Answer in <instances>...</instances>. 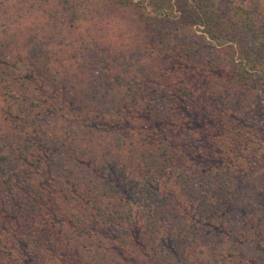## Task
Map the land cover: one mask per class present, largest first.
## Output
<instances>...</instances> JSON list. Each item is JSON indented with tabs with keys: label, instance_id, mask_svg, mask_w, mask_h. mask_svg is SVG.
Wrapping results in <instances>:
<instances>
[{
	"label": "trees",
	"instance_id": "1",
	"mask_svg": "<svg viewBox=\"0 0 264 264\" xmlns=\"http://www.w3.org/2000/svg\"><path fill=\"white\" fill-rule=\"evenodd\" d=\"M93 1L0 0V54L15 52L19 61L24 62L23 53L29 51L31 61L25 72L17 75L0 60L3 101H26L31 111L22 114L19 119L23 126L19 127L16 125L19 115L14 120L10 118L12 112H5L0 107V264H24L21 263L24 260L26 264H180L182 260L188 264L194 248L198 249L200 243L199 239L196 240V231L183 237L177 233L175 239L171 235L172 226L159 221L149 223L153 213L160 212L148 201L152 193L148 187L159 182L161 172L160 164L156 163L159 160H156V151L161 150L160 156L166 162L170 155L167 143H172L171 135L177 127L162 128L163 132L169 129L170 136H160L151 127H142L136 131L137 135L152 140L149 143L141 141L137 145L139 148L129 152L125 142L107 143L99 139L96 130L107 126L93 124L96 121L90 112L95 110L96 116H101L104 111L128 112L127 109L135 104L132 96L127 102V96L132 94L130 84L143 88L151 84L153 97H144L141 106L156 110L157 102L153 104V101L158 96L165 98L168 91H172L162 81H169L172 77L168 75L167 79L166 75H161V69L150 66L151 60L191 59L197 50L205 58V63L194 74L201 73L200 76L205 75L210 81H219L214 84L217 86L214 92L223 99L222 106L213 113L228 136L218 139L216 145L220 157L234 162L241 150L238 139L240 145L243 140H253L244 130L248 124L251 126L252 118L244 117L238 121L242 115L234 113L242 112L235 107L240 105H233L228 99L234 101L237 95L247 90L264 94V40L255 43L251 35L264 36L263 31L252 32L264 30V27L258 17L250 16L247 17L250 24L247 28H250L246 35L251 39L247 38L245 42L237 36L236 39L235 32L213 36L206 31L207 35L189 39L188 27L207 24L204 17L193 8L181 7L182 15L175 21L170 15H159L172 0H156L150 2L154 16L165 19L170 26H181L184 31L180 33L174 27L180 34L166 32L165 27L156 22L157 29L149 31L152 36L148 43L145 39L148 31L144 27L148 23L143 15L136 16L135 22H140L135 23L138 29L127 33L126 28H114L116 24L101 18L104 15L99 16L100 10L93 7ZM131 1L101 0V4L105 5L103 9L119 7L126 11L129 4L134 5ZM99 67L102 70L97 76L95 71ZM61 80L65 81L66 89L62 93L56 91L55 95H75L79 108L63 109L62 112L57 107L62 117L68 118L56 122L50 119L56 108L53 104L55 95H45L44 88V92L33 97L27 89H39V81L42 90L43 83L47 82H51L52 88H59ZM121 89L126 90L125 96ZM176 91L179 92L175 96L177 99L194 106L201 104L198 92L188 85L181 84ZM136 108L141 109L140 106ZM152 120L146 118L145 125ZM32 135L34 142L26 143V137ZM70 152L72 154L65 157V153ZM119 154H127L126 161L133 163L132 170L125 163L121 164ZM86 155L100 165L99 172L93 165H86L77 158ZM69 157L76 158L73 165L80 166L81 173L78 174L80 179L75 181L78 177L74 175V180L67 184L64 178L54 176L51 171L55 166L67 167ZM172 159L167 165L173 163ZM113 161L116 166L112 165ZM18 163L24 168H19ZM109 166L112 173L103 177ZM208 174L214 177L209 181V184L213 182V190L220 184L228 189L234 200L241 195L235 194L234 188L230 189L228 184L215 182L222 176L216 167ZM188 177L184 173V186L189 184ZM197 177L194 176V180ZM122 201L130 204L126 213L119 206ZM236 202L241 204L242 200L238 198ZM247 202L249 204L250 199ZM20 217L25 218V223H20ZM197 225L195 222L190 227L197 229ZM155 229L159 233H153ZM152 233V239L160 234L161 241H169L171 247L161 241L152 246L149 239ZM249 239L251 237L245 236L242 240L247 243ZM201 246L206 247L202 242L199 249ZM250 260L253 259L241 256L238 262Z\"/></svg>",
	"mask_w": 264,
	"mask_h": 264
},
{
	"label": "rangeland",
	"instance_id": "2",
	"mask_svg": "<svg viewBox=\"0 0 264 264\" xmlns=\"http://www.w3.org/2000/svg\"><path fill=\"white\" fill-rule=\"evenodd\" d=\"M132 1L134 5L129 4V10L126 11L119 7L103 9L104 4H101V0H94L93 7L98 9V11L100 10L99 16L101 13L104 15L101 18L108 19L106 22L116 24L117 26L115 25L114 28H126L127 33L138 29L135 23L140 22H135L136 16L143 15L148 23L147 26H144L148 31L146 33L148 36L145 38L148 43L152 36L149 31L157 29L156 22L163 25L166 32L169 30V32L174 31L178 34V29L180 33L184 31L181 26L179 28L177 26H170L165 19L160 20V17L154 16L155 12L150 9V2L156 0ZM175 1H178L179 5ZM181 7L182 9L193 8L207 21V24L197 23L188 27L190 30L186 34L189 39L196 38L201 34L207 35L206 31L212 33L213 36L235 32V37L237 36L240 41L245 42L247 38L251 39L250 36L247 37L246 35V30L249 31L250 28H247L250 26L249 22H247V17L250 16L258 17L264 27V20H262L264 19V0H172L159 15L167 14L173 20L178 21V18L182 15L179 11ZM72 18L71 15L70 19ZM174 27L178 29L175 30ZM261 31L264 33L263 29L252 30L254 33H261ZM186 34L184 35L185 37ZM251 35H253L255 43L264 40V36L260 34L257 36ZM129 40L131 41L132 38H129ZM208 49L205 48L204 50ZM23 55L26 59L24 62L19 61V56L15 52H7L4 55L0 54V60L7 64L6 66L10 67L12 72L21 75L31 62L29 61V51H24ZM116 56L119 58L118 55ZM204 59L196 50L191 59L183 58L176 60L171 58L161 60L158 58L157 60H151L150 66L161 69V75L164 77L166 75V78L168 75L172 77L169 81L162 82L166 83L167 88L172 89L167 94L174 98H169V95L165 98L158 96L153 101V104L157 102V105H155L157 107L156 110L141 106L144 97H153L151 84H146L145 88L142 85L130 84L129 90L132 94L127 96V102L132 96L135 104L131 109H127L129 110L128 112L124 113L123 111L118 114L117 110L110 113L104 111L101 116H96L94 115L95 110H92L90 115L93 121H96L93 124L101 123V127L107 126V128L96 130V134L100 135L99 139L101 141L107 143L125 142L124 146L127 147V151L129 152L135 151L141 141L149 143L152 140L151 137L147 139L137 135L136 131L143 129L142 127H151V130H155L157 135L160 136L161 134L170 136V130L167 129L163 132L162 128L169 126L177 127V130L173 131L174 134L171 135L173 136L172 143H167V149H169L170 153L167 161L173 158L174 164L171 162L167 165L164 157L160 156L161 150L158 148L156 151V160L159 158L156 163L160 164L159 169L161 172L158 174L159 182L151 188L148 187L152 192L148 201L151 202L152 207H157L160 212L153 213V217L149 223L154 222L156 224V221H159L162 224L172 226L171 235L175 239L177 233L183 237L185 234H191L192 231H196L198 235L196 240L199 239L200 243L202 242V245H206V247L203 248L201 246V249H199V243L198 249L194 248V253L188 260V264H264V196L262 195L264 193V94L256 93L255 91L251 92V90L249 92L247 90L237 95L234 101L228 99L231 104L240 105L235 107L242 112H236L235 110L236 113H234L242 115L239 116L238 121L241 122L244 117L252 118L250 120L252 121L251 126L248 124L244 130L246 131L245 134H251L253 138L249 142H244L243 140L241 145L240 139H238L237 143L241 147V150L238 151L239 158L234 162H228L220 157L219 147L216 145L218 139H224L228 136L223 128V124H218L220 122L217 121L216 115L213 113L223 103V99L218 93L214 92V88L217 87L214 84L219 81H210L209 77L205 75L200 76L201 73L194 74L195 71L202 69L205 63ZM133 60L135 58H132ZM123 66L125 65L123 64ZM174 66L182 68L181 71H175L177 68ZM101 70L100 67L96 71L94 70L95 75L98 76ZM102 79L105 80L104 77ZM38 83L40 84L39 89H27L33 97L44 92V88L46 89L45 95L49 94L50 96L55 95L56 91L62 93L66 89L64 80H61L59 88H52L51 82L43 83V90L41 89L42 82L39 81ZM181 84L188 85L190 89L198 92L201 99L200 105L187 104L185 100L182 101L175 97L179 93L176 91V88L179 85L181 86ZM125 92V89H121V93L124 96ZM1 93L2 90L0 91V107L5 112L7 110L12 112L11 117L10 115L6 117L16 120L15 117L19 115L16 125L19 127L23 126L19 118L22 114L31 112L28 110L29 103L26 101H3ZM243 94L244 96H242ZM74 96L73 94L60 95L58 93L55 95L53 104L56 108L53 109L55 112L52 110L51 113L50 119L52 121H63L62 118H68L64 115L62 117L61 110L63 112L68 108H79V103L75 101ZM225 99L227 100V96ZM135 105L136 107L140 106L141 109L136 108ZM57 107H60L61 110ZM69 116L72 117L70 114ZM146 118H153V120L145 125L144 121H146ZM26 140V143L29 141L34 142L33 135L26 137ZM130 141H132V144ZM150 147L153 146L150 144ZM68 154L70 155L72 152L65 153V157ZM127 154H119L121 164L125 163L132 170L133 163L126 161ZM69 158L66 162L68 164L67 167L61 165L55 166L51 171L54 176L64 178V183L67 184L74 180V175L78 177L75 181L80 179L78 174L81 173L79 170L80 166H77V164L73 165L76 162V158ZM77 158L80 161L83 160L86 165H93L97 169V172H99L100 165L93 161L90 155L77 156ZM112 165L116 166V162L113 161ZM18 167L24 168V165L18 163ZM215 167L222 172V176L215 182L226 183L230 189L234 188L235 194L240 193L241 195H237V199L242 200L241 204H238L236 202L237 199L234 200V196L228 192V189L221 187L220 184H217L214 190L212 189L213 182L209 184V181L211 178L214 180V177L209 175L208 171ZM109 168V171L103 177L112 173L110 166ZM45 171L49 175L48 168ZM141 173L144 174L142 170ZM184 173L189 176V184H185V186V180H183ZM194 176H198L197 180H194ZM164 193L165 196H161ZM247 199H250L249 204H247ZM129 205L125 201L119 204L123 213L128 212ZM105 207L109 206L105 205ZM200 220H203V222L199 223ZM25 221V218L20 217V223L23 224ZM195 222L198 224L197 229L190 227ZM228 230H233V232L229 233ZM154 231L153 233H159L157 229ZM240 231L242 232L241 234L239 233ZM153 233L149 237L152 246L160 244L159 242L161 241L160 234L159 236L156 235L157 239L156 237L152 239ZM245 236L251 237L247 243L242 240ZM181 241L177 240L178 243H181ZM161 242H164L167 247H171L172 245L169 241ZM241 256H246L248 259L250 257L253 260L246 263L238 262ZM222 258L223 260L221 261ZM21 263L26 264L27 261L24 260ZM180 264L187 263L182 260Z\"/></svg>",
	"mask_w": 264,
	"mask_h": 264
}]
</instances>
